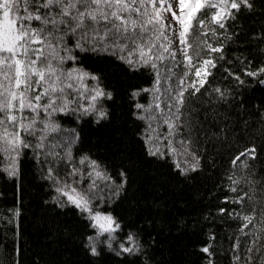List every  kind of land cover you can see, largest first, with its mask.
<instances>
[{
	"label": "trees",
	"instance_id": "16d2710c",
	"mask_svg": "<svg viewBox=\"0 0 264 264\" xmlns=\"http://www.w3.org/2000/svg\"><path fill=\"white\" fill-rule=\"evenodd\" d=\"M250 3L231 10L224 27L208 7L191 22L186 82L203 60L215 67L198 92L184 89L180 135L197 160L188 172L170 156L151 155L142 138L135 105L148 101L152 71L112 52L72 51L65 67L94 77L102 116L68 112L55 121L75 134L71 159L94 164L120 186L100 210L118 224L117 240L131 238L137 251L117 254L100 242L92 252L90 220L53 199L49 175H60L58 166L28 145L14 177L2 170L0 152V264H264V73L247 75L264 67V0Z\"/></svg>",
	"mask_w": 264,
	"mask_h": 264
},
{
	"label": "snow or ice",
	"instance_id": "6c2138e0",
	"mask_svg": "<svg viewBox=\"0 0 264 264\" xmlns=\"http://www.w3.org/2000/svg\"><path fill=\"white\" fill-rule=\"evenodd\" d=\"M177 3L180 15L172 11V4L168 0H0V151L11 157L24 144L20 138V130L27 132L35 123V117L25 123L29 119L22 115L25 110L37 114L40 110L55 111L61 107L57 105L58 99L62 101L63 107L67 106L63 95L57 96L56 93L63 94L65 86L72 87L71 84L65 85L62 78L71 80L73 73H64L60 69L64 58L59 55V44L68 32L78 34L84 43L92 44L93 48L103 45L121 52L127 49L128 63L133 62L131 56L137 55L139 63L151 64L155 68L153 60L163 61L166 58L165 53L173 59L176 55L175 51H170L172 41L166 35V29L172 32L174 27L171 24L165 26L160 17L161 10L169 11L172 19L180 25V31L176 33L180 45H183L180 51L188 65L192 66L186 33L195 19V14L204 7L219 8L221 11L214 13L211 20L224 27L222 21L232 15L231 10L238 12L242 7L252 6L250 0H218L215 3L207 0H177ZM32 21H38L39 25L33 26ZM198 23L203 27V20ZM78 46L83 45L78 42ZM208 49L210 52L222 51L211 45H208ZM211 67H215L212 60H203L202 65L196 68L195 76L200 78L203 74L207 77L211 74L208 71ZM258 73H264V67L248 72L247 75L256 76ZM198 82L203 87L206 79L201 78ZM180 83L183 84L184 81L181 80ZM189 86L196 92L199 91L196 82ZM30 92L35 94L29 95ZM101 95L103 93L97 90L93 99ZM183 95L184 90L179 91L173 98L175 103L170 105L175 107L173 115L177 119L179 106L183 104ZM41 100L45 102L41 104ZM156 107H159L158 103ZM166 122L171 134L175 125L170 118ZM9 125L12 126L11 129ZM24 146L27 147V144ZM248 151L254 149L246 150L240 155H247ZM151 154L155 155L156 152ZM194 168L195 166L193 170ZM60 191L76 207L89 211L86 198L75 193L74 189L73 194L64 193L62 189ZM91 218L97 223L101 220L107 221V228L100 225L103 230H114L111 228L113 221L110 216L95 215ZM244 219L251 223V218ZM204 251L207 252L208 249L205 248Z\"/></svg>",
	"mask_w": 264,
	"mask_h": 264
},
{
	"label": "rangeland",
	"instance_id": "374dc122",
	"mask_svg": "<svg viewBox=\"0 0 264 264\" xmlns=\"http://www.w3.org/2000/svg\"><path fill=\"white\" fill-rule=\"evenodd\" d=\"M207 2L215 3L218 2V0H207ZM168 3L172 4V11L180 15L177 0H168ZM166 7L167 4H165V8ZM210 9H213L212 15L221 11L219 8ZM185 11L187 12V9ZM160 17L164 21L165 26L171 24L174 27V31L172 32H168L166 29V35H168L172 41L170 51H175L176 53L174 59L170 57L168 53H165L164 56L166 58L163 59V61L153 60V63L156 65V67L153 68L151 64L139 63L138 56L133 55L130 57L133 61L130 64L127 60V49L121 52L118 49L105 47L103 45H98V48H93L92 44L84 43L81 39L75 42V36L78 34L68 32L63 36V40L59 44V55L64 58L60 63V69L64 73H73V78L71 80L62 78L64 79L65 85L71 84L72 87L69 88L65 86L63 94L59 92L56 93L57 96L63 95V101L67 106L63 107L62 101L58 99L57 105H61L58 110L53 111L49 109L48 112L40 110L38 114L25 110L22 114L29 118L25 123L30 122L33 117H35V123L32 124L27 132L20 130L21 140L24 144H27V147L30 145V147L36 149V154L46 159L50 158L54 160L56 166L59 168L58 171H60V175L55 177L52 174L49 175L55 189L53 196L54 201L69 205L73 204L68 200L67 195L62 194L60 189L68 194H73L72 190L74 189L75 193L86 198L89 211H83L77 208L84 213L91 222L93 234L88 241L92 252L93 249H96V247L100 245V242H103L106 248L117 254H129V252H136L137 250L131 238L128 237L124 241L117 240L116 233L118 231V224H116L115 220L108 213H103L100 210L103 204L116 197V193L120 186L116 183L114 184L108 176L103 174L94 164L86 161H73L69 153L75 141V134L55 121L56 115L68 112H71L72 116L76 117L89 115L90 113H93L97 119L102 116L100 106L103 96L101 95L93 99L96 95V91L100 89L96 85L94 77L87 75L80 68H75L73 66L67 68L65 65L74 62L71 56L72 51L76 49L84 50L85 47L92 51L112 52L111 54L118 56L119 59L130 65L131 68L134 66H146L150 69L152 74L155 75V80L153 86L147 92L148 101L143 105H139V107L138 104L135 105L137 111L136 116L141 118L144 123L145 130L142 134V138L145 141L147 151H149L150 154L155 151L156 154L154 156L157 157L170 156L177 168L185 172L191 171L193 166H196L197 160L191 150L188 149V145L183 141V138H181L179 127L180 120L176 118V115H173V113H175V107H170V105L175 103L173 98L178 95L179 91L186 89L187 86L191 85L193 82H196V87H198L199 79H205V77L203 74L200 78L194 76L193 81L186 82L190 74V66L187 69L188 61L180 51L183 45H180L176 35V33L180 31V25L172 19V14L169 11L161 10ZM223 20H226V18ZM36 22L39 24L38 21ZM78 42L79 45L83 46H78ZM35 46L39 47V45ZM129 46L131 47V45ZM53 63H55V61ZM180 65H182L183 68L179 69ZM181 80L184 81L183 84L180 83ZM157 81H159V83H157ZM157 88L159 91H156ZM38 90L42 91L43 89ZM34 94V92L29 93V95ZM44 102V100H41L40 103L43 104ZM157 103L159 107H156ZM177 115L179 116V113ZM168 118H170L171 122L175 125L174 129L171 130V134H169L170 129L166 122ZM9 128L11 129L12 126L9 125ZM24 144H21L19 148L12 153L11 157L8 153L0 151L3 157L1 168L8 176L14 177L18 154L22 149L26 148ZM157 149L159 150L156 151ZM95 215H100L102 217L110 216L113 221L111 228L114 230H103L100 225L103 224L104 227L107 228L108 222L101 220L97 223V221L91 218ZM125 249L131 250L125 251Z\"/></svg>",
	"mask_w": 264,
	"mask_h": 264
}]
</instances>
